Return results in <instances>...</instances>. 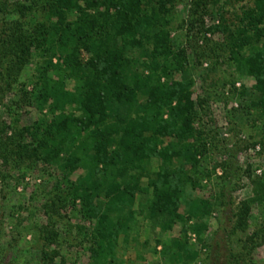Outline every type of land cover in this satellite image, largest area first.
I'll return each instance as SVG.
<instances>
[{
	"label": "trees",
	"instance_id": "trees-1",
	"mask_svg": "<svg viewBox=\"0 0 264 264\" xmlns=\"http://www.w3.org/2000/svg\"><path fill=\"white\" fill-rule=\"evenodd\" d=\"M251 1L238 28L239 48L246 45L250 30L264 38V0ZM11 4L0 0V89L17 79L33 51L42 55L35 99L38 109H45L47 122L18 127L0 120V174L7 166L18 168L37 160L62 164L63 189L42 205L46 216H59V209L76 206L87 222L92 247L86 264H123L116 250L134 212L144 222L159 224L161 231L178 225V235L198 233L199 225L188 224V217L179 214L178 193L205 149L202 131L194 125L204 100L193 97L189 77L171 76L176 63L167 61L172 52L164 34L165 0ZM12 11L17 16L6 18ZM30 15L35 16L33 22L26 17ZM140 47L152 59L163 56L161 65L149 67L132 58V50ZM81 49L87 52L84 61ZM233 59L251 79L248 106L264 123V39L245 51L237 49ZM68 78L73 79L70 87ZM253 182L264 199V179ZM248 208L246 200L232 207L231 230L244 228ZM44 231L57 236L46 225ZM177 234L162 241L160 249L161 257L175 262L177 252H191ZM253 237L245 240L253 244ZM228 249L226 258L235 263L249 254L245 243L236 253ZM57 254L51 249L41 257L52 262Z\"/></svg>",
	"mask_w": 264,
	"mask_h": 264
},
{
	"label": "rangeland",
	"instance_id": "rangeland-1",
	"mask_svg": "<svg viewBox=\"0 0 264 264\" xmlns=\"http://www.w3.org/2000/svg\"><path fill=\"white\" fill-rule=\"evenodd\" d=\"M6 1L12 7L16 0ZM192 1L201 4L195 6ZM165 5L164 34L172 52L167 61L176 63L171 76L189 77L193 97L204 100L203 113L194 125L202 131L205 149L198 153V165L189 169L178 193L179 214L188 217V224H198L199 229L198 233L188 230L185 236L177 234L178 225L161 231L159 224L144 222L134 212L117 255L123 264H264V199L253 189L255 179H264V123L248 106L251 79L233 59L237 49L245 51L264 39L250 30L246 45L238 47L242 36L238 28L252 1L165 0ZM14 16L15 11L5 15L8 19ZM26 17L30 22L35 19L34 15ZM260 27L264 28V20ZM130 55L149 67L163 62V56L152 59L141 47ZM79 57L84 61L87 52L81 49ZM43 59L33 51L17 79L0 89V120L18 127L47 122L45 109L40 111L35 99ZM72 80H66L67 86ZM2 172L0 264L88 263L92 247L87 222L76 206L59 209V216H46L42 205L54 191L63 189L66 169L62 164L37 160L28 166H7ZM240 200L249 206L245 225L231 230V209ZM44 225L56 230L57 236H47ZM176 234L191 248V252H177V262L166 255L161 257L160 252L161 242ZM251 234L253 244L245 240ZM244 243L251 261L246 255L243 261H228V248L236 253ZM51 249L58 251L54 260H43L41 252Z\"/></svg>",
	"mask_w": 264,
	"mask_h": 264
}]
</instances>
